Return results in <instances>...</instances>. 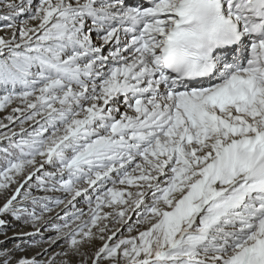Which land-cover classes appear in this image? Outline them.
<instances>
[{"label": "snow or ice", "instance_id": "1", "mask_svg": "<svg viewBox=\"0 0 264 264\" xmlns=\"http://www.w3.org/2000/svg\"><path fill=\"white\" fill-rule=\"evenodd\" d=\"M2 6L0 264H264V0Z\"/></svg>", "mask_w": 264, "mask_h": 264}, {"label": "rangeland", "instance_id": "2", "mask_svg": "<svg viewBox=\"0 0 264 264\" xmlns=\"http://www.w3.org/2000/svg\"><path fill=\"white\" fill-rule=\"evenodd\" d=\"M4 0H0V17H3L7 14L5 8L2 6ZM17 3H19V0H16ZM137 0H129V3H136ZM36 3V0H33V4ZM28 14H22L18 16L15 20V25L17 28L19 25L25 21L28 20ZM7 31V34L10 36L11 31L7 30L5 28V21L3 19H0V35H4ZM8 114H11V107L4 111H0V121H2L5 124H8V121L4 119L5 116ZM18 115V114H17ZM25 127L30 128L31 123L28 122ZM19 124L13 123L9 124L8 129H0V132L3 131H9V130H16L18 131ZM6 141H0V147L6 146ZM47 168V166H46ZM47 170L51 171V168H48ZM11 194V189H9L4 195H0V204L4 202V198L6 195ZM54 195H61L60 193H54ZM77 208H83L85 212L88 211L87 204L80 200L79 203L76 204ZM72 210L71 208L69 209ZM7 220V224L3 227H0V249L5 248H12L16 244L23 245V249L21 251H18L16 253L17 256H36L38 260H47L49 256H51L53 253L60 252L62 248V243L59 242L56 245H53L49 247L47 241L49 236L54 235V232L50 229L45 227L44 225H39V232L36 231V227L32 226L31 224H24L21 221L14 220L13 217L10 215L6 217H0ZM115 227H118L115 224L109 223V228L113 229ZM124 234L126 235L127 232L124 230ZM102 242L100 240L94 241V246L98 247L100 246ZM44 249H48L47 252L44 251ZM89 252H91L92 248H87ZM65 259V257H59L57 259V264H59V261ZM68 259L71 260L72 264H79L80 257L78 256H69Z\"/></svg>", "mask_w": 264, "mask_h": 264}]
</instances>
